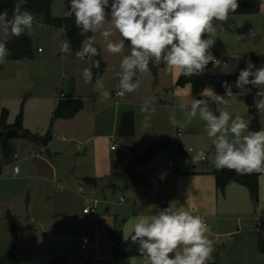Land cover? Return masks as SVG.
Listing matches in <instances>:
<instances>
[{
	"label": "rangeland",
	"instance_id": "obj_1",
	"mask_svg": "<svg viewBox=\"0 0 264 264\" xmlns=\"http://www.w3.org/2000/svg\"><path fill=\"white\" fill-rule=\"evenodd\" d=\"M259 1L257 13H229L226 22L214 19L215 33L203 35V39L214 40L209 54L225 63H214L208 69L199 95L189 84L179 86L178 72L168 70L164 64H155V71L149 66L147 74L137 70L132 82L138 80L139 87L133 92L122 89L120 65L130 49L125 41L122 52L107 51L103 30L113 32L108 41L121 39L109 22L110 16L93 33L102 59V67L97 69L88 57L79 59L74 53L62 52L63 30L33 15L32 35L27 29L23 32L32 38L33 56L16 60L6 50L0 63V115L3 108L7 109V120L12 124L22 111L24 129L41 136L49 134L51 139L43 146L14 136L9 140V156L0 144V259L11 247L14 222L17 264H53L58 257L80 264H130V258H135V264H150L146 255L114 257L108 231L121 227L126 239L136 217L171 209L172 204L165 206L162 200L168 197L166 190L171 183L167 180L176 168L185 171L193 165L205 166L206 162H192L198 150L208 152L209 160H213L214 137L208 135L201 108L207 107L216 117L221 111L231 114L225 130L229 141L236 139L230 127L237 114L249 125L252 123L247 93L254 90L255 95L264 94V84L249 83L242 89L236 86L235 73L239 58L246 52L264 54V0ZM69 4L70 0H52L51 14L69 16ZM86 68L92 73L90 83L84 75ZM224 81L231 85V96L226 95ZM71 83L73 97L82 99L83 107L71 118L53 119V104L60 99L58 89L66 93ZM120 91L123 95L118 94ZM105 92L109 98H105ZM217 95L225 103L217 102ZM200 97L206 103L196 108L193 116L192 104ZM126 111L133 114L134 135L123 140L118 127ZM262 128L264 113L255 131ZM255 131L246 129L241 140ZM179 143L187 156L178 152ZM112 145L116 150L111 149ZM153 147L158 148L145 158ZM15 153L17 174L13 173ZM169 161L174 165L169 166ZM81 186L84 193L79 191ZM246 190L247 199L235 192L224 207L228 210L222 211L223 217L233 219L231 222L222 225L207 217L208 237L213 241V258L208 264H264V254L258 248L259 238H264V174L259 179L257 198ZM220 196L223 198V191ZM93 201L96 212L85 215L83 208L93 205ZM246 209L252 210L256 219L250 226L239 221L247 215ZM84 236L96 238L97 252L91 254L81 248Z\"/></svg>",
	"mask_w": 264,
	"mask_h": 264
},
{
	"label": "clouds",
	"instance_id": "obj_2",
	"mask_svg": "<svg viewBox=\"0 0 264 264\" xmlns=\"http://www.w3.org/2000/svg\"><path fill=\"white\" fill-rule=\"evenodd\" d=\"M25 0H19L13 9V16L8 19L7 10L0 13V26L5 38L10 34L19 37L25 29L32 35L34 17L29 11H21L20 5ZM238 0H70L69 15L75 17V25L81 29V35L86 32L95 33L102 28L106 18L110 16L112 28L118 31L121 39L118 42L108 41L113 35L111 29H105L101 35L105 38L107 51L117 54L124 50L127 41L130 54L123 57L121 68V88L133 92L139 87V81L133 83L132 77L138 70L140 73H149V61L164 65L168 70L177 71L186 77L202 74L214 57L209 54L214 40L203 39L205 33L214 34L212 21L226 22L229 12L238 8ZM110 10V11H109ZM94 38L89 37L82 42L83 50L76 56L83 59L99 55L93 47ZM68 44L63 42L61 51H67ZM6 55L4 43H0V63ZM100 62L94 61L99 67ZM249 67L240 70L236 86L243 89L249 83L264 84V67L255 73ZM86 82H91V70L84 69ZM253 76L252 81L248 80ZM222 86L226 95L231 96V85L224 81ZM210 92L209 89H205ZM122 94V93H118ZM109 98L107 92L103 93ZM219 103H225L221 96H215ZM202 100L192 104V115ZM264 113V99L254 105ZM201 118L207 123V131L214 140L216 154L213 166L216 170H234L239 175L264 173V128L241 133L248 129L249 123L237 114L232 120L231 133L236 138L229 141L226 135L217 137V133L226 130L229 120L232 119L228 111H221L219 117L213 115L207 107L200 109ZM205 159L203 150L193 157V164ZM131 240L139 241L140 254L146 255L150 264H208L212 260L213 241L209 239V227L200 215H194L184 208L171 211L162 209L159 214L138 216L135 218ZM175 253V255H172ZM130 264H135V258H130Z\"/></svg>",
	"mask_w": 264,
	"mask_h": 264
},
{
	"label": "trees",
	"instance_id": "obj_3",
	"mask_svg": "<svg viewBox=\"0 0 264 264\" xmlns=\"http://www.w3.org/2000/svg\"><path fill=\"white\" fill-rule=\"evenodd\" d=\"M51 2L52 0H25V3L20 5L21 11H29L32 15L41 16L42 22L48 25H53L59 27L63 30V40L68 44V50L70 53L76 54L83 50L82 42L87 40L89 37H93V32L89 31L81 35V29L77 28L75 25L74 15L65 16V17H54L51 14ZM19 3V0H0V13L7 10L8 19H11L13 16V9L15 5ZM238 8L235 14H245V13H256L260 10L261 2L259 0H238ZM0 43H4L5 49L9 52L10 56L16 60H22L24 58L32 57V38L28 35L21 34L19 37L9 34L7 38L3 33V28L0 26ZM93 47L97 48L99 55L91 57V60L94 65V61H99V67H102V59L100 55L99 47L95 44H92ZM91 56L89 53L85 57ZM249 62H251V72L255 73L256 70L260 67H264V54H259L256 52H247L243 55L239 66L235 73V79L240 74V70L246 69L249 67ZM161 64H164L161 61ZM213 61L209 62L205 71L199 75H193L186 77L183 74H180L177 78V84L179 86L191 85L193 93L199 95L201 93L203 84L202 79L207 74L208 69L213 66ZM149 66L153 67L155 71L156 65L152 62H149ZM253 76H249L248 80L252 81ZM264 99V94L255 95L253 91L247 93L246 104L249 114L252 117V124L254 125L253 131L257 129L259 118L261 116V111L256 108L255 102ZM83 107V100L75 97L60 98L53 110V119L59 118H71L75 116ZM8 110L3 108L0 115V144L2 145L3 153L6 156H9L12 148L10 143V138L14 136H23L30 139L32 142L45 146L48 141L51 139L49 134L41 136L39 134H33L30 131L26 130L22 126V111L16 116L14 123L8 122ZM119 135L123 140L129 139L134 135L133 129V114L131 112L122 113L121 120L118 127ZM158 147L150 148L145 155V158L154 152ZM206 172L212 173L215 176L217 187L220 191H224L227 185L231 183H239L244 185L251 195L255 198L258 197L259 191V176L261 173L253 172L251 174L239 175L234 170H216L212 163L206 164ZM87 181L93 182L94 179H88ZM13 239L9 251L0 259V264H17V234L16 228L13 222L12 225ZM132 233L126 238H123V233L121 227H114L109 229L108 236L110 241V246L112 250V255L114 257L124 258L129 256H140V244L139 241L133 242L131 240ZM259 251L264 254V238H259L258 240ZM172 255H175L173 253ZM66 257H58L53 260V264H66Z\"/></svg>",
	"mask_w": 264,
	"mask_h": 264
},
{
	"label": "crops",
	"instance_id": "obj_4",
	"mask_svg": "<svg viewBox=\"0 0 264 264\" xmlns=\"http://www.w3.org/2000/svg\"><path fill=\"white\" fill-rule=\"evenodd\" d=\"M248 52H254V51H248ZM242 57L239 58L238 60L239 63ZM252 91L255 93L254 90ZM56 103L53 104V110L55 108ZM261 116L259 118V121L261 119ZM250 121H252V117L250 118ZM251 124L249 125L248 128L250 129V131H253V129L251 128ZM225 132L226 131L223 132L224 135ZM114 149L116 150V148ZM13 163H14V157H13ZM206 164L208 163L206 162ZM262 174L264 173H261V175ZM170 178L171 179L169 181L167 180V182L171 183V186L169 187L168 191L166 190L167 188L164 189L166 190V194L168 197L166 200H162L163 205L170 206V204H172L170 209L171 211H175L176 209L179 208H184L185 210L192 212L194 215L202 216L205 220L207 219V217L214 218L216 221L222 222V225L227 224L233 220L228 217H223L222 211L228 210V208H224V207L226 206V203L229 202L230 198L234 194H236L235 192H241L242 196L244 197L245 195L246 199L248 198L249 195L244 185L239 183H231L226 186V188L223 191V198H221L220 190L217 187L215 176L212 173L206 172V165L205 166L200 165V168H197V165H193L192 169H185V171H179L178 168H176L175 174H172ZM93 182H95V180ZM158 193L160 194V192ZM163 201L165 203H163ZM249 207L252 208V205H249ZM245 213L247 215H245V217L240 219L239 221L242 224L246 222L250 226L256 220L255 216L252 213V210L249 209H246ZM84 214L88 215L90 213H84Z\"/></svg>",
	"mask_w": 264,
	"mask_h": 264
},
{
	"label": "built area",
	"instance_id": "obj_5",
	"mask_svg": "<svg viewBox=\"0 0 264 264\" xmlns=\"http://www.w3.org/2000/svg\"><path fill=\"white\" fill-rule=\"evenodd\" d=\"M39 51H41V48H39ZM66 52L69 53V50H67ZM213 63L224 64L225 61H224V59H221V58H219V57H215L214 60H213ZM205 77H206V75H205L203 78H205ZM132 80H133V77H132ZM58 93H59L60 98H66V93H65V92H63V91H61L60 89H58ZM119 93H122V94H119V95H123V92H122V91H120ZM179 133H181L180 130H179ZM222 134H223V132H222V133H217V137H219V136L222 135ZM215 139H216V137H214V140H215ZM111 141H112V142H115L113 139H112ZM111 148L114 149L115 146L112 145ZM199 151H201V150H198V151H197V154H198ZM203 152H204L205 159L200 160V161H201V162H207V163H212V164H213V163H214V159H213L212 161L209 160L208 152H206V151H204V150H203ZM212 152L214 153V157H215V154H216L215 146L213 147ZM13 157H14L13 173H14V174H17V173L19 172V167H18V165L16 164V163H17V158H18V156H17V154L15 153V154L13 155ZM169 165L172 166V165H174V163H173L172 161H169ZM60 186L63 187L62 184H60ZM79 191H80L81 193H84V189H83L82 186L79 187ZM122 200H123V198H120V201H122ZM163 203H165V202L163 201ZM83 212H84V213H92V212H96V201H93V205H90V206H86V207H84V208H83ZM204 220H205V219H204ZM205 221H206V220H205ZM80 244H81V248H82V249H84V250H89V252H90L91 254L94 253V252H97V249H98V242H97V240H96V238H95L94 236H92V237L84 236V237L81 239ZM95 257H97V256H95ZM65 262H66V264H80L79 262H77V260L69 259V258H67Z\"/></svg>",
	"mask_w": 264,
	"mask_h": 264
},
{
	"label": "water",
	"instance_id": "obj_6",
	"mask_svg": "<svg viewBox=\"0 0 264 264\" xmlns=\"http://www.w3.org/2000/svg\"><path fill=\"white\" fill-rule=\"evenodd\" d=\"M74 94V84L71 83L66 91V96L72 97ZM29 95V94H27ZM202 99V98H200ZM254 125L251 124V128L253 129ZM171 143V142H170ZM177 150L182 156H187V151L184 149L181 143L177 144Z\"/></svg>",
	"mask_w": 264,
	"mask_h": 264
}]
</instances>
